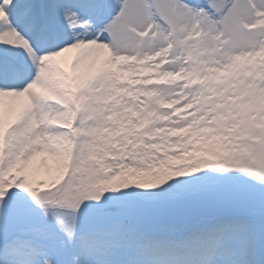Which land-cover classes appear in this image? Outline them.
<instances>
[{"label": "snow or ice", "instance_id": "6c2138e0", "mask_svg": "<svg viewBox=\"0 0 264 264\" xmlns=\"http://www.w3.org/2000/svg\"><path fill=\"white\" fill-rule=\"evenodd\" d=\"M0 264H264V0H0Z\"/></svg>", "mask_w": 264, "mask_h": 264}]
</instances>
